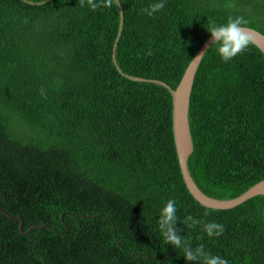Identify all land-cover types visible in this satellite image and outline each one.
<instances>
[{"label":"trees","instance_id":"16d2710c","mask_svg":"<svg viewBox=\"0 0 264 264\" xmlns=\"http://www.w3.org/2000/svg\"><path fill=\"white\" fill-rule=\"evenodd\" d=\"M40 1L0 0V207L23 220L19 229L0 210V264H195L159 232L168 199L193 247L228 264H264V195L201 205L180 173L169 91L117 71L116 0L96 10ZM153 2L119 0L115 58L123 72L172 88L209 22L242 16L264 34V0H167L152 16L141 11ZM188 120L187 166L204 193L232 198L264 178V55L255 44L228 62L209 45ZM209 221L224 225L220 236L203 232Z\"/></svg>","mask_w":264,"mask_h":264},{"label":"water","instance_id":"95a60500","mask_svg":"<svg viewBox=\"0 0 264 264\" xmlns=\"http://www.w3.org/2000/svg\"><path fill=\"white\" fill-rule=\"evenodd\" d=\"M45 1L48 0H43L36 3H41ZM28 2L33 3L32 1H28ZM116 2L119 6V25L111 51L113 63L117 71L121 75L127 77L128 79L133 81L158 84L165 87L169 91L172 101L171 121H172V134H173L175 151H176L178 165L180 168L182 179L191 196L203 206L209 208H216V209H228L236 205H239L240 203L246 201L247 199L253 196L264 195V178H263L252 184L245 191H243L242 193H240L235 197L227 198V199L215 198L207 195L197 186V184L193 180L188 170L187 160L193 150V144H192V138H191L189 120H188V105L190 101V95L195 78V73L203 54L205 53L209 45L212 43L211 36L209 35L202 42V44L199 46L193 57L190 59L175 88H172L166 82L159 79L146 78V77L127 74L121 70L115 58V49L123 25V12L121 9V5L119 3V0H116ZM243 27L245 31L250 35L252 43L255 44L264 55V34L252 27L249 26H243ZM0 210L11 218L19 219L20 220L19 229L22 228L23 220L21 219V217L12 216L9 213H7L5 210H3L1 207Z\"/></svg>","mask_w":264,"mask_h":264},{"label":"clouds","instance_id":"9594fccd","mask_svg":"<svg viewBox=\"0 0 264 264\" xmlns=\"http://www.w3.org/2000/svg\"><path fill=\"white\" fill-rule=\"evenodd\" d=\"M114 0H103V5L100 0H80L81 6H87L92 10H96L101 6H112ZM167 0H155L149 7L141 9V11L149 16L161 11ZM247 21L242 16L229 17L224 23L209 22L206 26L207 32L210 34L212 43L215 46V51L220 58L228 62L234 57L245 51L252 43L250 35L245 31L243 25ZM148 54H151L150 52ZM192 223L199 221L187 218ZM179 221L177 216V203L175 199H168L159 209L157 218V226L159 232L166 245H172L174 248L182 249L185 261H192L195 264H228L226 258L220 255L212 254L206 250L203 245L193 247L183 235L182 231L176 228L175 225ZM203 232L208 237H218L224 231V225L216 221L205 222L202 225Z\"/></svg>","mask_w":264,"mask_h":264}]
</instances>
